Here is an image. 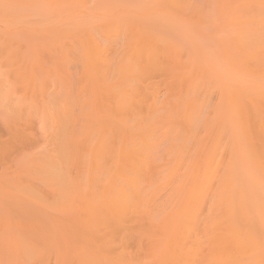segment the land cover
Instances as JSON below:
<instances>
[{"label": "rangeland", "instance_id": "rangeland-1", "mask_svg": "<svg viewBox=\"0 0 264 264\" xmlns=\"http://www.w3.org/2000/svg\"><path fill=\"white\" fill-rule=\"evenodd\" d=\"M184 1L186 3L189 2L190 7H184L186 6ZM116 26L119 28L117 29ZM93 29L94 31L96 30V33L93 31L94 35L97 34L95 35L96 40H100V42L103 40L102 42H105V44L113 45L115 50L118 48L120 55L117 51L115 60L121 57L126 58L124 60L132 62L135 66L142 64L145 66L144 63H146L147 59L144 56L146 54L144 47L147 44L146 42L159 43L162 47L171 49L170 53H176L175 57L177 61L173 57L171 59L172 62L174 60L178 64V61H181L199 68L195 72L196 75L200 76L197 77L202 80L203 85L209 87L210 82H215L211 84L222 86V90L212 91L209 93V98H203L206 102L208 101V104L205 103V116L213 124H216L217 129L222 127L221 132L225 133L224 136H227V138L224 137V144L229 142L234 146L236 155L233 162H235V165L230 163L229 166L232 170H235V180L238 184L237 190L242 191L244 188L246 191L248 186L247 192H244V189L243 193L240 192L243 195V199L246 200L241 202L246 205L250 201L249 205L247 204L251 208L249 211L254 213V215L256 212L255 216H258V219H261V221L264 220L263 215L259 216V214L264 213L263 205H258L261 209L258 207L256 209L254 207L256 201L252 199L254 195V200H263L260 201L261 204L264 202V156L259 151L251 154L249 146L243 143L242 138H240L241 136L235 134L239 123L235 120L238 126L234 125L235 123L233 122H235L234 119L237 113L233 112L232 114V109L236 110V104L233 98H227V95L222 94V91L227 94V89L232 92L248 91L246 89L249 86L252 88V85L253 87L256 84H261L262 87L264 85V66H262L264 63H259L261 58L264 60V0H0V264H181V262L193 264L194 262L192 257L187 260H182L181 258V260L177 261L175 260L176 257L170 259L171 255L172 257L174 256V252H180L181 247L178 243L179 241L176 243L174 238H172L173 234L180 233L181 229L174 225L171 219L176 220L178 218V208L185 203L187 200L185 197L187 198L189 192L194 194L192 190L193 186L199 182L200 177H203L200 171L206 167L204 165V157H206L214 144L211 145L215 141L212 136L208 137L201 134V139L204 140V143L198 147L196 146L194 149L192 148V152L185 153L184 157L187 156L184 159L186 160L183 165L185 167L181 170L183 187L178 194H173L170 197L171 190H161L158 196L154 198H150L149 196L147 198V194L145 195L141 192L136 194L128 191L129 202L131 198V203H129L130 205L128 204L130 208L127 213L128 215H124L121 219H112L109 221V223L113 222L110 226L108 223V226L97 228L95 235L91 231L93 223L90 221L93 217L89 206L96 201V191L97 193L99 192L97 188L103 186L102 188L104 189L106 177L104 175L99 180L101 183L104 181V184L100 185L99 182L97 183L99 186L96 184V155H99V152H101L100 147L102 146L97 143L101 142L100 144H103V148L104 142L102 143V141L106 140V152L110 153V151H113L115 155V150H118L117 153L119 154L120 151L126 149L125 151L128 152L129 149L132 150L135 146L140 145L145 137L144 135H147V131L154 132L157 135L160 134L159 137L156 136V138H160L158 145L162 144V142L163 144L158 146V149L157 147L154 148L157 149L155 152L152 151L154 155H152V152L151 155L150 153L148 154L151 157L149 160H146L147 164H145L143 178L140 181L143 191L151 185L153 187L157 183L156 180L162 178V174L167 175L170 171L169 169L176 166L175 163L169 164L175 158V153L173 152L175 151V143L171 139L169 141L168 137H163V134L171 131L170 135H174L173 133L183 128V124L177 116L175 117V123L172 121L171 124H169L167 119L164 121L160 119L158 121L157 118L159 116L160 118H166V115H170V109L180 99L177 97H180L182 92V94L186 93L184 86L176 83L179 82L176 81L178 78L174 77L177 71L173 70L175 73H169V76L167 74L168 71L162 68V66L166 65L165 59L170 55H160L161 60L156 63L159 68L155 70V75L152 68L151 76L148 75L151 72H148L149 70L145 72V74L148 72L147 77L142 75V80L144 77L151 78L147 81L148 83L145 79L141 80L145 84L141 82L139 84L141 86L138 96H144V98L137 97L135 99L134 104H136L132 106L134 109L131 110L135 113L130 111L132 114L129 113L131 114L129 116L126 112L127 114L124 117L127 116L128 119L126 117L124 119L123 117L117 118L118 114L115 115L117 100L112 98L111 95L115 91L114 87L120 84L119 79L113 78L110 82L111 87H105L103 90H100L98 85H100V82L102 84V81L99 82L96 79V69L91 68L93 64L90 65L93 57L90 58V55H87L89 58L86 57L87 51L84 54V50H88L86 49L87 46L89 48V41L85 33H88V31L92 33ZM247 31L248 33H253V37L248 34L249 38H257L255 34L262 38L260 41L258 37L259 41L253 42V46H250V48L247 45L249 43L243 42V44H246V47H243L240 39H238V37L242 38L243 34L247 35ZM119 33L121 34L120 38L118 37ZM112 34L115 35L113 36ZM110 36L115 38L111 39ZM245 38L246 36L243 37V39ZM110 40L115 41L113 43ZM84 42L87 43H85L87 46H84ZM245 42H247L246 39ZM254 44H256L255 47ZM251 47L255 48V50L251 51L253 50ZM258 47H261V49L258 50ZM135 48L136 50H134ZM137 50L141 53H138ZM261 50L263 51L259 52ZM254 53L259 54V56H255ZM258 57H261L259 61ZM131 58L137 61L134 62ZM142 59L143 62L140 64ZM190 61L191 63H189ZM87 67L90 69L88 70ZM162 71L165 72L162 73ZM184 74L185 72H180V77L184 76ZM151 85L153 87H150ZM261 86L260 88H262ZM151 89L153 90L151 91ZM176 98L178 100H175ZM141 99L144 100V103ZM259 99L261 100H259L261 104L264 103L262 98ZM141 102L143 105L145 104L144 107L141 105ZM151 102L152 104L149 105ZM137 104L141 105L142 108L138 109ZM155 104L161 105V111L157 115L154 114V117L152 115L148 117L153 109L150 106L152 107ZM228 104L230 105L228 106ZM209 105L210 108L208 107ZM263 108L264 105L262 107V116L264 114ZM163 111L165 113L168 112V114L165 115ZM138 112L141 113L138 115ZM144 112L148 113L147 116H143ZM162 112L163 114H161ZM262 116L260 118L263 120L264 116ZM63 117L66 119L64 118L65 120H63ZM114 117L115 119H113ZM142 117L146 118L143 119ZM228 119L231 120L230 123H228ZM145 122L149 124L146 123V125ZM125 123L129 125H124ZM136 124H139L140 129ZM230 124H232L231 128ZM62 126H64L63 130ZM227 127L229 133L225 131ZM114 131L117 134L119 133V137L122 138H119ZM130 136L134 137L135 143H131L133 138H129ZM102 137L104 139L101 141ZM138 138L140 139L138 140ZM98 139H100V142ZM236 140L242 143V149H239L240 144H237ZM129 143L135 146L131 148ZM236 144L239 146L236 147ZM123 145L128 149L125 147L123 149ZM171 146H173V150H171ZM112 153L111 156L113 155ZM118 154L115 156L119 157ZM225 155L228 159L227 152ZM54 156L57 157V163L53 160L55 158H52ZM62 156L67 165L63 164V160L61 161ZM226 156H224L225 159ZM53 161L55 165L52 164ZM58 162L61 163V167L58 165L60 168H66L64 169L66 173H64L63 169H54L56 164H59ZM226 162L228 165V161ZM157 163L159 164L156 166ZM111 165H115V162ZM166 165H171V167ZM52 166L55 167L52 169ZM158 166L162 169L158 168ZM141 167L143 168V165ZM53 170H60L59 172L63 173L57 174ZM156 170L159 177H156ZM241 171L242 175L239 174ZM130 172L131 170L129 169L125 174H129ZM57 175H60L61 178L59 176L57 178ZM62 175H67L68 177V180L66 179L69 182L66 184L67 186L69 185L68 188L64 183H60L59 181L62 180L61 182H63L65 180V177L63 178ZM100 175L101 173L99 172L97 176L99 177ZM239 175L240 178L245 175V178L237 179ZM121 181L118 180V184H123ZM248 182L252 184L253 188L248 185ZM241 183L244 187L240 185ZM256 186L257 190H255L260 193L262 199L258 196L259 193L256 195L257 192L254 190ZM127 187L129 186L127 185ZM240 187H242L241 190ZM249 187L254 190L255 194L251 192L253 190ZM102 188H99V190H103ZM245 193L247 198L251 194V196L249 195L250 200L244 197ZM240 194L232 193L236 197H239ZM139 195H141V198H144V202L148 199V203L150 204L151 202V207L149 205L147 208V215L137 214L132 208L140 202L139 199L141 198ZM236 197V200H242V198L238 199ZM107 199L108 201L109 199L111 200L110 196ZM155 202L158 206L160 204L159 209ZM166 203L169 205H166ZM211 203L213 204V201ZM211 203L208 202L207 205L211 206L212 210L219 205V203H216V206L209 205ZM260 203L257 201L256 205ZM251 204L254 207L253 209L257 211L252 209ZM164 205L165 208L163 207ZM207 205L202 208V210L205 209L206 213L201 210V215H204L203 217L201 216L203 221L210 218V212L212 211L209 209V214L207 213L206 209L209 208ZM153 208L158 210L154 211ZM89 209L91 219H87V221L86 218L90 216L88 214ZM149 209L150 211H148ZM152 211L153 213H151ZM214 211L216 212L212 211L211 216L214 217L215 215V217L219 218L223 214L224 208L221 206L218 212L217 210ZM151 214H155V216ZM238 214L240 216L239 212ZM132 215L135 217L133 220ZM140 215L143 218L150 216L151 219L156 216L159 217L154 219L153 225H150L151 227L149 228L150 222L148 221L149 223L146 222L145 224V221L150 218L143 219L140 218ZM105 216L109 217L104 214ZM251 216L250 214L248 220H252V217L254 220L255 216ZM137 217L139 218L138 221ZM256 217L254 222L253 220L247 221L249 223H246V225H249L248 228L245 225V221L241 220L242 222H239V230H245V234H248H244L243 242L236 245L238 247L226 244L231 251L224 249L226 252L223 251V253L227 254V251L232 253V256L225 257L223 255L226 258H223V260L232 257L230 260L228 259L229 262L226 261V264H237L239 261L241 262L238 264H252L250 256L254 260L255 257L251 255L253 248L250 250V246L253 244L254 248L257 247L258 244L254 243H258L259 241L262 242H259L260 246L255 248L258 255H256V261L253 260L254 264L262 255L263 257L259 260L264 258V251H258V249L264 250V222L259 223L258 220L256 222ZM127 219L130 224H127ZM167 220L171 222V226H165L168 224H166ZM87 222L90 223V228L87 227L89 226ZM250 222H253V224L256 222L254 227L255 225L259 226L261 223L263 225H260L263 227L262 231H260L263 236L259 235L260 233L258 232L261 229L260 226L254 233H257L258 237L255 240L258 239V242L252 243L255 240L253 239L252 241L251 239L253 233L252 236L249 234V229L251 230ZM137 224L140 226L141 224L144 225V231H147V227L149 230L152 229L154 234H151V230V233H149L148 230V235L144 233V237H142L145 241L142 240L141 236L135 233L140 231L141 228ZM124 225H129V227H126L130 230H126L127 228H125L124 231ZM134 225H137L138 228ZM159 225H161V229H159ZM254 227L253 229L255 230L257 227ZM156 228L159 230H156ZM199 228L197 229L198 232L195 230L198 233V237L201 236L197 238V240L199 239L197 243L206 242V236L203 237L202 235L207 230L204 228V225H201ZM131 229L135 230V232H132L136 234L134 235L135 237H132V233L130 236ZM218 229L216 231H220V228ZM253 229L252 232H254ZM199 230L202 233H199ZM221 230L224 231V229ZM121 231H123V234ZM124 233L126 236H123ZM197 233L188 242L189 247H192L191 242L196 241L195 235ZM91 235L96 238L91 237ZM248 235L251 236V241L249 240V242L246 239ZM104 236H106V239L103 238ZM136 236L138 239L139 237L141 238L139 240L140 243L136 241ZM93 238L94 240H92ZM126 242L127 244H125ZM206 243L202 245L203 248H200L202 246H195L197 244L193 245V248L196 249V256L199 249H201L199 251L200 254L198 253L200 256L204 254V250L206 251L205 253L209 250L206 256L210 255V248L212 246H208L209 244L207 243V245ZM240 247H244V250L245 248L249 249L247 255H245L246 257H242L244 258L243 263L242 258L239 256L240 249L232 252L233 249L235 250ZM242 250L240 253H244V250ZM256 251L254 252L256 253ZM30 252L32 255H29ZM194 252L195 250L193 254ZM248 253L250 256H248ZM235 254L237 258L239 257L238 262H236L237 258ZM202 257H198L199 259L197 258V260H203ZM207 259H204V262ZM210 259V263L214 264L212 261L215 259ZM197 260L195 262L199 264ZM215 261L216 263L219 262L218 264L221 263L220 261ZM245 261L249 262L245 263ZM262 261H259V263L262 262L264 264V259ZM200 264H203V261ZM206 264H209V262H206Z\"/></svg>", "mask_w": 264, "mask_h": 264}, {"label": "bare ground", "instance_id": "bare-ground-1", "mask_svg": "<svg viewBox=\"0 0 264 264\" xmlns=\"http://www.w3.org/2000/svg\"><path fill=\"white\" fill-rule=\"evenodd\" d=\"M169 1V0H168ZM185 2V1H184ZM186 3V2H185ZM186 6H184V7H190V3L189 2H187L186 4H185ZM190 9V8H189ZM196 15H198V14H196ZM112 24V23H111ZM113 25V24H112ZM111 25V26H112ZM116 25V24H115ZM114 26V25H113ZM96 28V27H95ZM109 28V27H108ZM116 28L118 29L119 27H117L116 26ZM112 30V29H111ZM94 29L92 30V33L90 32V31H88V33L86 32L85 34L87 35V38H88V41H89V48H88V46L87 45H85V43L87 42H84V46H87V48L86 49H88V50H84L85 52H84V54L86 53V51H87V53H86V57H88L89 55H90V58H92L93 57V59H91L92 60V63L90 64V62H91V60L89 61V64L90 65H92L91 66V68L93 69H96V79L100 82V81H102V84H101V82H100V85H98V87H99V89L100 90H103L105 87H111V84H110V82H111V80L113 79V78H118L119 79V82H120V84L118 85V86H115L114 87V89H115V91L113 92V94L111 95V97L112 98H114L115 100H117L116 102H117V106H116V112H115V115L116 114H118L116 117L117 118H119V117H123V119L126 117L127 118V116H125L124 117V115L125 114H129V113H131V112H133V113H135L134 111H131V110H133L134 108L132 107V106H135V104H134V102H135V99H137V97L139 98L140 96H138L139 95V91H140V86H139V84H140V82H141V80H142V75L143 76H146L147 74H148V72H150L151 71V68H152V71L154 70V75H155V70L157 69V68H159L157 65H156V63H158V62H160V60H161V57H160V55H165V54H168V55H170V56H168L166 59H165V61H166V65L163 67L162 66V68H163V70L164 69H166L167 71H168V75H169V73L170 74H174L175 73V71H177V73H175V76L174 77H176V78H178V79H176V81H179V82H176V81H174V82H176V83H178V84H180V85H183L184 86V88H185V94H182L181 93V96L180 97H177L178 99H179V101L177 102V103H175L174 104V106L172 107V108H174L173 110H172V108L170 109L171 110V114L170 115H166V114H168V112H164V114L167 116H165V115H163V116H165L166 118H160V116L157 118L158 119V121L161 119H163V121L165 120V119H167L168 121H169V124H171V122L173 121L174 123H175V121H176V119H175V117L177 116L179 119H180V121L182 122V124H183V128H181L180 130H178L177 132H175V133H173L174 135H170V133H171V131L169 132V133H165V134H163V137H168V139H169V141H174V149H175V151H173L174 153H175V158L173 159V162H171V163H169V164H174L175 163V167H173V168H170L169 170V173L167 174V172H166V174L167 175H165V174H162L161 175V173H160V175L162 176V178H158V180H156L157 181V183L156 184H154L153 185V187H152V185L151 186H149L148 187V189H146L145 191H143L142 189H141V186H140V181H141V179L143 178L142 177V175H143V173H144V167H145V164H147L146 163V160L148 159L149 160V158L151 157H149V153H150V155H151V152L152 151H154L155 152V150H157L159 147L158 146H160V145H162L163 144V142H162V144H160V145H158L159 143V140H160V138H158L159 136H160V134L159 135H157L156 133H154V132H150V131H147V135L145 134H143L145 137L143 138V140H142V143H140V145H138V146H135L134 144V146H132V145H130L131 143H135L136 141H134V137H129V138H133V142L131 141V143H129V145L131 146V148L132 147H134L132 150L131 149H129L128 150V152L127 151H120V153L118 154L117 153V151L118 150H115L116 152H115V155L116 154H118V156L119 157H117V156H115L114 155V152L112 153L111 151H110V153L109 152H106V149H105V145L107 144H105V141H102V139H104V137H102L101 138V141H102V143L104 142V147L102 148V146H103V144H100L101 142H100V139H98V141L100 142V143H97V144H99V145H102L101 147L99 146V145H97V146H99L100 148H101V152H99V155H96V170H97V172H96V184L99 182V180L102 178V177H104V175L106 176L105 177V186H104V189L102 188L103 186H99V184H97L98 186H99V188H102L103 190H99V188H97L98 189V193H97V191H96V197H95V199H96V201H94V203L91 205V206H89L90 207V209H91V212H92V217H93V219H91V214L89 213L90 212V209L88 210V214H90V216H88V218H86V220L87 219H91V221L90 222H92L93 223V226L91 227V231H92V233H93V235H95L96 234V229L97 228H99V227H104V226H108L107 224L109 223V221H111L112 219H121L124 215L125 216H127L128 214V211L130 210V208H129V203H131V198H130V202H129V198H128V191L129 192H132V193H144L145 195H146V197L148 198L149 196H150V198L151 197H155V196H158V193H159V191H161V190H163V191H169V190H171V194L169 195L170 197L173 195V194H178L179 192H180V190H181V188L183 187L182 186V183H183V181H182V173H181V170L185 167V166H183L184 164H185V162H186V160H184L185 158H187V156H185L184 157V155H185V153H187V152H192L191 151V149L193 148H195L196 146L198 147V146H200L201 144H203L204 143V140L203 139H201L202 138V135L201 134H203L204 136H208V137H213V140L215 139V141L214 142H212L211 143V145H212V147H211V150H210V148H209V150L210 151H208V154L206 155V157H204L205 158V162H204V165L206 166V167H204V169L202 170L201 169V171H200V174H201V176H203V177H200V180H199V182L197 183V184H195L194 186H193V188H192V190H193V193L194 194H192V193H188V196H187V198L185 197V199H187L186 201H185V203L182 205V206H180L179 208H178V213H179V216H178V218L176 219V220H172L171 219V222L172 223H174V225H176L179 229H181V232L180 233H178V234H173V237L172 238H174V241H176V243L178 242L180 245H181V247H180V252H174L173 254H174V256L172 257V255H171V257H170V259L171 258H174V257H176L175 258V260L177 261V260H181V258H182V260H187V259H191V257L193 258V260H194V262H195V260H197V258L198 257H202L203 258V260H201V261H199V260H197V262H199V264L203 261V264L205 263L206 264V262H209V264H211L210 263V261H211V259L210 258H214L215 260H217V261H220L222 264L224 263V264H226V261H228L229 262V260H230V258H232V257H230V258H228L227 260H223V258H225V257H227V256H232L231 254V252H229V251H227V254H230V255H227L226 253V255L223 253V251L224 252H226L225 250H230L231 251V249L226 245V244H232V246H234V247H238V246H236V245H239V244H241L242 242H243V236H244V234H245V230L244 231H241V230H239L240 228H239V222L241 221V220H243V221H245V225H246V223L247 224H249L248 222L249 221H252L253 220V217L252 216H255L256 215V212H255V215H254V213H252V212H250L249 210H251V208H249L248 207V205H249V202H247V204H246V202H245V204L246 205H244L243 204V202H241V201H243V200H245V199H243V195L242 194H240V192L241 193H243V189H242V191H239V190H237V182H236V180H235V170H232V168L229 166L230 165V163L231 164H233V165H235V162H233V161H235V155H236V153H235V149H234V146H233V144L231 145L229 142L227 143L226 142V144H224V141L223 140H225L224 139V137H226L227 138V136H224V134L225 133H223V132H221V128H219L218 126V128L219 129H217L216 128V124H213L212 123V121L208 118V117H206L205 116V114H206V105H205V103L206 104H208V101L206 102L205 100H203V98H209V93L210 92H212V91H215V90H222L223 88H222V86H219V85H212L211 83H215V82H210L209 83V87L208 86H205V85H203V82H202V80L200 79V78H198L197 76H199V75H196V69L197 70H199V68H195L192 64L190 65V64H188V63H185V62H181V61H178V64H176L175 62L177 61V59H176V53H170L169 51L171 50V49H167V48H165V47H162L159 43H156V44H154V43H152V42H146L147 44H145L146 46L144 47L143 45H142V47H144L145 48V52H146V54L144 55L145 56V58L147 59L146 60V63H144V65L145 66H143V64H142V62H143V59H142V61H141V63L140 64H142V65H137V66H135V65H133V63L132 62H127L126 60H124V59H126V58H119L118 56V58H117V60H115V58H116V55H117V51H118V54H119V50H118V48H116L117 50H115L114 49V47H113V45H111L110 46V44H105V42H102L103 40H101V42H100V40L98 41V40H96V36L95 35H97V34H95L94 35V32L96 31H94ZM108 31H110V30H108ZM121 31V30H120ZM119 31V32H120ZM250 32H251V30H249ZM248 33V31H247V35L248 34H250V36H252L253 37V33L251 34V33ZM96 33V32H95ZM102 33H103V31H102ZM114 33V32H113ZM121 34H122V32H120ZM119 33V38H120V34ZM107 34H108V32H107ZM113 35V34H112ZM111 35V36H112ZM115 35V34H114ZM113 35V36H114ZM244 35L243 34V37H245L246 36V41L247 42H245V39H243V37L242 38H239L238 37V39H240V42L243 44V42L244 43H249V44H252V45H249V44H247L248 46H249V48H250V46H253V42H255L256 40H258L261 36H258L257 34H255L256 36H257V38L256 37H254V38H249L250 36L248 35ZM83 36H85V35H83ZM110 36V38L111 39H114L113 37H111ZM117 37V38H118ZM85 39V38H84ZM98 39V38H97ZM101 39V38H100ZM107 39V38H106ZM242 39V40H241ZM248 39V40H247ZM261 39L262 38H260V41H261ZM86 40V39H85ZM84 40V41H85ZM116 40V39H115ZM115 40H113V41H115ZM104 41H106V40H104ZM107 41H109V40H107ZM113 41H111L110 40V42H113ZM259 41V40H258ZM257 41V42H258ZM132 42V41H131ZM114 43V42H113ZM259 43V42H258ZM87 44V43H86ZM148 44H150L149 45V47L147 48V46H148ZM238 44H239V42H238ZM264 44V43H263ZM241 45V44H240ZM246 44H243V47H246L245 46ZM247 46V47H248ZM256 46V44H254V47ZM260 46H261V44H260ZM140 47V46H139ZM85 48V47H84ZM137 48V47H136ZM136 48L134 49V50H136ZM253 50H251V51H254L255 50V48H253V47H251ZM257 48V47H256ZM137 49H139V48H137ZM259 49H261V47H258V50ZM174 50V49H173ZM138 51V50H137ZM263 50H261V51H259V52H262ZM136 52V51H135ZM140 51H138V53H139ZM258 52V53H259ZM141 53V52H140ZM143 54V53H142ZM255 54V53H254ZM260 54H262V53H260ZM88 55V56H87ZM120 55V54H119ZM257 54H255V56H256ZM257 56H259V54L257 55ZM133 57H136V56H133ZM132 57V58H133ZM173 57H175V62H174V60H173V62L171 61V59H173ZM89 58V57H88ZM88 58H86V59H88ZM131 58V59H132ZM261 58V57H260ZM260 58L258 57V61L260 60ZM256 60H257V58H255ZM263 58H261V61L259 62V63H264V60H262ZM140 60V59H139ZM132 61H134V59H132ZM135 61H137V60H135ZM134 61V62H135ZM156 61V62H155ZM184 61V60H183ZM87 62H88V60H87ZM172 62V63H171ZM139 63V62H138ZM189 63H191V61L189 62ZM262 63V64H263ZM159 65H160V63H159ZM198 65H199V63H198ZM201 65V64H200ZM262 66H264V65H262ZM205 67V66H204ZM88 68V70L90 69L89 67H87ZM194 68H195V70H194ZM201 69V68H200ZM149 70V71H148ZM173 70H175L174 72H173ZM146 71H148L146 74H145V72ZM152 71L148 74V75H150L151 73H152ZM93 72V71H92ZM159 72V71H158ZM163 72H165V71H162V73ZM180 72H185V74H184V76L182 75V77H180ZM95 74V73H94ZM165 74V73H164ZM178 74H179V76H178ZM147 75V76H148ZM207 75V74H206ZM95 76V75H94ZM146 76V77H147ZM151 76V75H150ZM170 76V75H169ZM172 76V75H171ZM200 77V76H199ZM149 78H151V77H148V78H143V80H145L146 79V82L147 81H149ZM153 78V77H152ZM205 78V77H204ZM203 78V79H204ZM208 78V77H207ZM148 79V80H147ZM142 80V81H143ZM152 81V80H151ZM204 81V80H203ZM219 81V80H218ZM137 82V83H136ZM108 83H109V85H108ZM142 83V82H141ZM144 84H145V82H143ZM142 83V84H143ZM148 83V82H147ZM175 83V84H176ZM220 84V83H219ZM264 84V83H263ZM227 85V84H226ZM256 85H258V86H256ZM254 87H253V85H252V88H250L251 86H249L246 90H248V91H237V92H232V91H230L229 89H227L228 91H227V94H225L226 92H223L222 91V94L224 93V95L227 97V98H233V100L235 101L234 103L236 104V110H233L232 109V114H233V112H236L237 114L235 115L236 117H235V119H234V121L236 120L239 124V127H236V130H237V132L235 133L237 136L239 135V136H241L240 138H242V140H243V143H245L247 146H249V149H250V152H251V154H253V153H255V152H257V151H259L260 152V154L261 155H263L264 156V119L262 120L261 118H260V116H262V107H263V105H264V103H262L261 104V100L259 99V98H262L263 100H264V85H263V87L261 86V84L259 85V84H256ZM156 86V85H155ZM174 86V85H173ZM182 86V87H183ZM260 86L262 87V88H260ZM148 87V86H147ZM150 87H153L152 85L150 86ZM158 87V86H157ZM227 87H228V85H227ZM175 88V87H174ZM178 88V87H177ZM250 88V89H249ZM145 89H148V88H145ZM157 89V88H156ZM150 90V89H149ZM153 89H151V91H152ZM177 91V90H176ZM178 92V91H177ZM251 92H253V93H251ZM179 93H180V91H179ZM153 94H154V92H153ZM153 94H151V95H153ZM177 94V93H176ZM214 94V93H213ZM178 95V94H177ZM142 96V95H141ZM153 97H155V96H153ZM225 97V98H226ZM140 98H144V96H142V97H140ZM158 98V97H157ZM175 99V100H178V99ZM182 98V99H181ZM237 98V99H236ZM159 99V98H158ZM142 100V99H141ZM260 100V101H259ZM144 100H142V102H143ZM226 101H228V100H226ZM141 102V105L144 107V105H143V103ZM153 102V101H152ZM152 102L149 104V105H151L152 104ZM230 102V101H229ZM138 103V102H137ZM167 103V102H166ZM169 103V102H168ZM228 103V102H227ZM162 104V103H161ZM163 104H164V101H163ZM210 104H211V102H210ZM139 106L138 104H137V107H138V109H141L142 108V106ZM168 105V104H167ZM166 105V106H167ZM230 104H228V106H229ZM160 106L161 105H157V104H155L154 106H150V108H153L152 109V112H154L153 114H149L148 115V117L150 116V115H152L153 117H154V114L155 115H157V113L159 114V112L161 111V109H160ZM235 106V105H234ZM141 107V108H140ZM168 107H170L169 105H168ZM209 108H210V105L208 106ZM231 107V106H230ZM132 108V109H131ZM149 109V108H148ZM264 109V108H263ZM218 110V109H217ZM131 111V112H130ZM144 111V110H143ZM150 111H151V109H150ZM169 111V110H168ZM205 111V112H204ZM230 111H231V109H230ZM127 112V113H126ZM145 112H146V110H145ZM144 112V113H145ZM147 112H149V111H147ZM163 112L161 113V114H163ZM141 113V112H140ZM139 112H138V115L140 114ZM143 113V114H144ZM132 114V113H131ZM131 114H129V116L131 115ZM142 114V115H143ZM147 114L148 113H145L143 116H147ZM64 115H65V113H64ZM135 115V114H134ZM137 115V116H138ZM142 115H140V116H142ZM238 116V117H237ZM263 116H264V114H263ZM262 116V117H263ZM157 117V116H156ZM155 117V118H156ZM65 117H63V120H65L64 119ZM138 118V117H137ZM143 118V117H142ZM146 117H144L143 119H145ZM154 118V119H155ZM232 118H233V115H232ZM113 119H115V117L113 118ZM123 119H122V121H123ZM128 119V118H127ZM126 119V120H127ZM134 119V118H133ZM132 119V120H133ZM141 119V118H140ZM153 119V118H152ZM238 119H239V121H238ZM62 120V121H63ZM118 120V119H117ZM120 120H121V118H120ZM138 121H139V118L137 119ZM147 120V119H146ZM149 120V119H148ZM151 120V119H150ZM229 120V119H228ZM233 120V119H232ZM119 121V120H118ZM141 122H142V120H140ZM155 121H156V119H155ZM214 121V120H213ZM224 121V120H223ZM230 121L231 120H229V122L228 123H230ZM233 122V123H235L234 125H236V123L237 122ZM115 122V121H114ZM124 122H126V121H124ZM123 122V123H124ZM128 122V121H127ZM148 122H150V121H148ZM227 122V121H226ZM129 123V122H128ZM147 122H145V124H146ZM151 123V122H150ZM227 123V124H228ZM61 124V123H60ZM115 124H117V123H115ZM147 124H149V123H147ZM146 124V125H147ZM181 124V123H180ZM181 124V125H182ZM124 125H129V124H127V123H125ZM136 125H138V127H139V124H136ZM231 126H230V128L232 127V124H230ZM238 125H236V126H238ZM172 126V125H171ZM226 126H229V125H226ZM117 127V126H116ZM129 127V126H128ZM176 127V126H175ZM125 128H126V126H125ZM130 128V127H129ZM64 129V126H62V130ZM117 129H118V127H117ZM135 129V128H134ZM138 129V128H137ZM136 129V130H137ZM139 129H140V127H139ZM143 129V128H142ZM141 129V130H142ZM170 129H172V128H170ZM170 129H168V130H170ZM176 129V128H175ZM227 130H225V131H227L228 132V127L226 128ZM233 129V128H232ZM231 129V130H232ZM120 130V129H119ZM119 130H117V131H119ZM173 131H175L174 129H172ZM230 131V130H229ZM239 131V132H238ZM168 132V131H167ZM114 133H115V131H114ZM229 133V132H228ZM234 133V132H233ZM239 133V134H238ZM115 134H117V133H115ZM122 134V133H121ZM119 133L117 134V136L119 137ZM116 136V135H115ZM127 136H129V135H127ZM156 136H158L157 138H156ZM140 137H141V135H140ZM143 137V136H142ZM215 137V138H214ZM119 138H122V137H119ZM239 138V137H238ZM125 139V138H124ZM140 138H138V140H139ZM171 139V140H170ZM110 140V139H109ZM212 140V141H213ZM179 141H180V143H179ZM237 142H238V140H236ZM109 143H110V141H108ZM139 142V141H138ZM179 144H178V143ZM237 144H240V146L239 145H237ZM236 144V147H238L239 146V149H242V147H241V142H238ZM191 145H193V146H191ZM226 145H228V146H226ZM128 146V145H127ZM98 147V148H99ZM107 147H108V145H107ZM123 147V149H124V145L122 146ZM157 147V149H154V148H156ZM172 147L173 146H171V150H173L172 149ZM109 148V147H108ZM107 148V149H108ZM125 148H127V147H125ZM128 149V148H127ZM238 149V148H237ZM110 150V149H109ZM61 151V150H60ZM59 151V152H60ZM98 151V150H97ZM96 151V152H97ZM240 151V150H239ZM67 152V151H66ZM154 152H152V155H154ZM172 152V153H173ZM227 152V155H228V159H227V156L225 155V153ZM64 153V152H63ZM111 153L114 155H112L111 156ZM62 154V153H61ZM92 155H93V153H92ZM239 155V154H238ZM224 156H226V159H225V157ZM67 157V156H66ZM81 157V156H80ZM241 157V156H240ZM52 158H55V159H53L55 162H56V159H57V157H52ZM51 158V159H52ZM64 158H65V155H64ZM63 158V156H62V159H61V161L64 159ZM93 158H95V157H93ZM109 158H111V159H109ZM153 158V157H152ZM173 158V157H172ZM239 158V157H238ZM59 159V158H58ZM95 160V159H94ZM156 160V159H155ZM159 160V159H158ZM54 161H53V165H55V163H54ZM59 161V160H58ZM66 161V160H65ZM111 161V162H110ZM226 161H228V165L226 164L227 162ZM238 161H239V159H238ZM112 164V163H114L115 162V165H111L110 163ZM156 162H159V161H156ZM57 163V162H56ZM59 163V162H58ZM66 164V162H64V160H63V164ZM68 163V162H67ZM47 164V163H46ZM49 164V163H48ZM61 163H59V164H56V167L55 166H52V169H53V167H55L54 169H56V168H60L61 167V165H60ZM64 164V165H65ZM87 164H88V162H87ZM111 166H110V165ZM159 163H157L156 164V166L158 165ZM245 164V163H244ZM58 165H60V167L58 166ZM63 165V166H64ZM67 165V164H66ZM141 165H143V168L141 167ZM58 166V167H57ZM88 166V165H87ZM166 166H168V165H166ZM170 167H171V165H169ZM168 166V167H169ZM149 167V166H148ZM162 167V166H161ZM168 167H164V168H168ZM88 168V167H87ZM129 168L130 170H131V172L129 173V174H125V172L127 173L128 171H129V169H128V171H127V169ZM158 168H160L159 166H158ZM163 168V169H164ZM244 168V167H243ZM60 169H63V168H60ZM64 169H66V168H64ZM64 169H63V171H64ZM148 169V168H147ZM160 169H162V168H160ZM123 170H124V173H123ZM158 171H159V169H157ZM157 170L155 171V173L158 175V173H157ZM241 170V169H240ZM54 171V170H53ZM56 171V170H55ZM54 171V172H55ZM60 171V170H59ZM59 171H56V173L57 174H62V173H60ZM161 171V170H160ZM51 172V171H50ZM49 172V173H50ZM101 173V175L98 177L97 176V174L98 173ZM162 172V171H161ZM237 172V171H236ZM53 173V172H52ZM64 173H66L65 171H64ZM163 173V172H162ZM242 173V171L239 173L240 175H242L241 174ZM247 173V172H246ZM85 174V173H84ZM92 175V174H91ZM90 175V176H91ZM156 175V177H159V175L157 176ZM165 175V176H164ZM238 175V174H237ZM240 175H239V178H237V179H241V178H245L244 176L245 175H243V177H241L240 178ZM58 176H59V178H61V176L60 175H57V178H58ZM63 176V175H62ZM65 177V180L63 181V182H61L62 180H59L60 181V183H64L65 185L66 184H68L69 182H67L66 181V179L68 180V177H67V175H65V176H63V178ZM67 177V178H66ZM84 177V176H83ZM93 177V176H92ZM53 178V177H52ZM93 179H94V177H93ZM93 179H92V181H93ZM69 180H71V179H69ZM80 180V179H79ZM84 180V179H83ZM118 180H122L121 181V183H123V184H118ZM256 180V179H255ZM65 181H66V183H65ZM161 181H162V183H161ZM245 181V180H244ZM253 181V180H252ZM75 182V181H74ZM77 182V181H76ZM104 182V181H103ZM101 183V182H99L100 183V185L101 184H104V183ZM241 182V181H240ZM239 182V183H240ZM246 182V181H245ZM254 182H256V181H254ZM254 182H253V184H254ZM243 183V182H242ZM242 183L240 184L241 186H242ZM245 184V183H244ZM247 184V183H246ZM256 185H257V183H255ZM260 184V183H259ZM64 185V187H66ZM127 185L129 186V187H127ZM149 185V184H148ZM239 185V186H240ZM248 185L250 186V187H252V184H249V182H248ZM260 185H262V184H260ZM69 186V185H68ZM68 186H67V188H68ZM246 186V185H245ZM254 187H255V185H253ZM242 187H244V186H242ZM242 187H240V190H241V188ZM249 187V188H250ZM153 188V189H152ZM253 188V187H252ZM252 188H250V189H252ZM152 189V190H151ZM239 189V188H238ZM248 186H247V188H246V191H245V189H244V192H247L248 190ZM257 190V186H256V188H254V190ZM183 190V189H182ZM253 190V189H252ZM254 190L253 191H251V192H253L254 193ZM255 190V192H257L256 193V195L259 193L258 191H256ZM100 192H102L101 194H99ZM235 193V194H240L239 195V197H236V195H232V193ZM249 193V192H248ZM247 193V194H248ZM252 193V194H253ZM149 194V195H148ZM192 194V195H191ZM255 194V193H254ZM133 195H135V194H133ZM185 195V194H184ZM191 195V196H190ZM250 196H251V194H249ZM248 195V198L246 197L247 195H246V193H245V196L244 197H246V199H248V200H250L249 199V196ZM108 196H110V198H111V200L109 199V201H108V199H107V197ZM131 196V195H130ZM141 195H139V197H140ZM164 196H166V195H164ZM236 198H238V199H240V198H242V200L240 199V200H236L235 199V197ZM258 196H260V193L258 194ZM138 197V196H137ZM138 197V198H139ZM218 197V198H217ZM253 197H254V195H253ZM252 197V199H253V201H258V203H260V201H263V200H259L258 198V200H254L255 198H253ZM132 198H133V196H132ZM141 198V197H140ZM157 198V197H156ZM165 198V197H164ZM214 198H216L215 200H214ZM141 199H143V200H141ZM141 199H139L140 200V202L137 204V205H135L134 207H132L133 208V210H134V212L135 213H139V214H146L147 213V208H148V206L150 205V207H151V202H150V204L148 203V201H149V199L147 200V201H145L144 202V198H141ZM260 199H262V197L260 196ZM138 200V199H137ZM136 200V201H137ZM146 200V199H145ZM157 200H159V199H157ZM132 201H134V200H132ZM151 201V200H150ZM169 201H171V200H169ZM183 201V200H182ZM211 201H213V204L211 203ZM246 201V200H245ZM86 202V201H85ZM138 202V201H137ZM156 202H158V201H156ZM155 202V204L157 205V207H158V209H159V206H160V204H159V206H158V204ZM163 202V201H162ZM162 202H161V204H162ZM166 202V201H165ZM164 202V203H165ZM208 202L209 203H211V204H209V205H212V206H216L217 204L216 203H219V205H217L216 207H218V209H216V207H215V209L214 210H217V212H218V210H220L221 209V206H222V208H224V211L222 212L223 214L218 218V217H215V215H214V217H212L211 216V214H212V211L213 212H216V211H214V210H212L207 204H208ZM256 202H255V204H254V207L256 208V209H261L259 206L260 205H263L264 206V202H262V204L260 203V204H257L256 205ZM153 203V202H152ZM182 203V202H181ZM129 204V205H128ZM172 204V203H171ZM216 204V205H215ZM153 205V204H152ZM166 205H169V204H167L166 203ZM205 205H207V207H209L208 209H206V211H207V213L209 214V212L208 211H210V210H212L211 212H210V218H207V220L205 221H203L202 220V218H201V216L203 217L204 215H201V210H202V208L205 206ZM221 205V206H220ZM256 205V206H255ZM259 205V206H258ZM153 206H155V205H153ZM171 206V205H170ZM176 206V205H175ZM178 206V205H177ZM262 206V208H264ZM131 207V206H130ZM156 207V206H155ZM154 207V208H155ZM156 207V208H157ZM164 208H165V205L163 206ZM168 207V206H167ZM207 207H205V208H207ZM249 209H248V208ZM251 207H252V209L254 208L253 206H252V204H251ZM258 207V208H257ZM131 208V209H132ZM153 208V210L155 211H157L158 209H154ZM214 208V207H213ZM220 208V209H219ZM168 209V208H167ZM169 209H170V207H169ZM210 209V210H209ZM151 210H152V208H151ZM254 211H257V210H255V209H253ZM148 211H150V209L148 210ZM202 211H204L205 212V209L204 210H202ZM159 212V211H158ZM165 212V211H164ZM238 212L240 213V216H239V214H238ZM259 212H260V210L258 211V214H259ZM263 212H264V209H263ZM149 213V212H148ZM151 213H153V211L151 212ZM155 213H157V212H155ZM160 213V212H159ZM158 213V214H159ZM203 213V212H202ZM206 213V212H205ZM204 213V214H205ZM262 213V212H261ZM104 214H106V215H108L109 217H104ZM127 214V215H126ZM207 214V215H208ZM213 214H215V213H213ZM217 214V213H216ZM250 214L252 215L251 217H252V220H248L249 218H250ZM257 214V215H258ZM94 215V216H93ZM134 215V214H133ZM132 215V216H133ZM147 215V214H146ZM151 215H153V214H151ZM157 215V214H156ZM206 215V214H205ZM260 215H263L264 216V213H262V214H259V216ZM141 217L140 218H143L142 217V215H140ZM143 216H145V215H143ZM149 216V215H148ZM153 216H155V214L153 215ZM176 216V215H175ZM217 216V215H216ZM147 216H145L143 219H145ZM157 218L159 217V216H156ZM155 217V218H156ZM166 217V216H165ZM256 217V216H255ZM255 217H254V220H255ZM133 218H135L134 216L132 217V220H133ZM138 218V217H137ZM136 218V219H137ZM148 218H150V216L148 217ZM148 218H146V219H148ZM155 218H150V219H148L147 221H145V224H146V222L147 223H149V228L153 225V223H154V219ZM168 218H169V216H168ZM175 218V217H174ZM259 218H261V217H259ZM263 219H264V217H263ZM125 220V219H124ZM128 220V219H127ZM135 220V219H134ZM139 220V218L137 219V221ZM157 220V219H156ZM164 220H165V218H164ZM163 220V221H164ZM254 220H253V222H254ZM257 220L259 221V223L260 222H264V220H262L261 221V219H258V216L256 217V222H257ZM88 221V220H87ZM119 221V220H118ZM142 221V220H141ZM149 221V222H148ZM248 221V222H247ZM125 222V221H124ZM140 222V221H139ZM142 222H144V221H142ZM171 222L170 221H166V224L167 225H165L166 227L167 226H169L170 224H171ZM242 222V221H241ZM253 222H250L251 224V230L249 229V231H250V235L252 236V233H253V236H252V241H253V239L255 240V238H257L258 236H257V233L256 234H254L255 233V231L256 230H258L259 228V226L262 224H259V226L258 225H255V227H254V224L256 223H254L253 224ZM88 223V222H87ZM113 223V222H112ZM112 223H109V226H110V224H112ZM120 223V222H119ZM126 223V222H125ZM158 223V222H157ZM89 224V226H87L88 228H90V223H88ZM87 224V225H88ZM127 224H130V222H129V220H128V222H127ZM139 224V223H138ZM137 224V225H138ZM241 224V223H240ZM253 224V225H252ZM134 225V226H136L137 228H138V226H139V228H140V231H137V232H135V230L133 231V229L135 228H133V229H131L132 231L130 232V236H131V233L132 232H135L136 234L138 233V235H140L141 236V238L142 237H144L143 235H144V233H146L147 235H148V230H149V228L147 229L146 228V230L147 231H144V225H142L141 224V226L140 225ZM151 225V226H150ZM155 225V224H154ZM172 225V224H171ZM170 225V226H171ZM201 225H204V228L207 230L206 232H204V235H202L203 237H205V240H206V242L209 244H207L206 242H200V243H197V241L199 242V239L197 240V238H200L201 236H199L198 237V231H197V229L199 228V227H201ZM244 225V224H243ZM121 226V225H120ZM125 227H124V229L122 228V227H120V228H122L124 231H125V228H127L126 226H128L129 227V225H124ZM261 226H263V225H261ZM260 226V230H258V232L260 233L259 235H261V236H263V234H262V232H260V231H262V228L264 227H261ZM116 227V226H115ZM132 227H133V225H132ZM131 226H130V228H132ZM146 227V226H145ZM243 227V226H242ZM246 227L248 228L249 227V225H246ZM253 227L254 228H256L255 230L253 229ZM107 228V227H106ZM118 228V227H117ZM163 228V227H162ZM165 228V227H164ZM218 228H220V231H216V229H218ZM158 228H156V230H157ZM159 229H161V225H159ZM158 229V230H159ZM167 229V228H166ZM200 229V228H199ZM221 229H224V231L223 230H221ZM242 229V228H241ZM252 229L254 230V232H252ZM126 230H130V229H126ZM152 231V233H151V231ZM149 230V233H151V234H154L153 233V230L152 229H150ZM155 230V229H154ZM155 230V231H156ZM197 232H196V231ZM219 230V229H218ZM90 231V230H89ZM99 231V230H98ZM154 231V232H155ZM167 231V230H166ZM201 230H199V233H202V232H200ZM204 231V230H203ZM264 231V230H263ZM99 232H101V231H99ZM103 232V231H102ZM122 232V234H123V231H121ZM129 232V231H128ZM242 232H243V234H242ZM88 233V232H87ZM91 233V232H90ZM91 233V234H92ZM126 233V232H125ZM125 233H124V235L123 236H126L125 235ZM140 233V234H139ZM197 233V235H195V238H196V241L195 242H191V244H192V247L190 246H188L189 245V243L188 242H190V239L192 238V236L194 235V234H196ZM98 234V233H97ZM133 234V233H132ZM136 234H133L132 235V237L134 236V235H136ZM248 233H246L245 235H247ZM93 235H91V237H94ZM128 235H129V233H128ZM254 235H256V236H254ZM107 236V235H106ZM106 236H104L103 238H105ZM129 236V237H130ZM153 236H155V235H153ZM251 236H247V240H248V242H249V240L251 241V239H250V237ZM129 237H127L128 239H129ZM135 237V236H134ZM264 237V236H263ZM24 238V237H23ZM94 238H96V237H94ZM94 238L92 239V240H94ZM103 238H102V240H103ZM131 238V237H130ZM136 238H137V236H136ZM140 237H139V239L137 238L136 239V241H138L139 242V240L141 239ZM145 238H147V237H145ZM171 238V239H172ZM249 238V239H248ZM261 238V237H260ZM106 239V238H105ZM149 239V238H148ZM244 239H245V237H244ZM86 240V239H85ZM89 240V239H88ZM101 240V241H102ZM123 240V239H122ZM125 240V239H124ZM142 240H144L143 238H142ZM141 240V241H142ZM258 240V239H257ZM257 240H255V241H253L252 243H254V242H256ZM104 241H106V240H104ZM110 241V240H109ZM145 241V240H144ZM173 241V240H172ZM201 241V240H200ZM204 241V240H203ZM19 242V241H18ZM88 242V241H87ZM92 242V241H91ZM95 242V241H94ZM112 242V241H111ZM125 242V241H124ZM123 242V243H124ZM137 242V243H138ZM247 242V241H246ZM258 242V241H257ZM259 242H262V241H259ZM259 242L258 243H254V244H258V246H260V244H259ZM26 243V242H25ZM93 243V242H92ZM108 243V242H107ZM106 243V244H107ZM140 243V242H139ZM207 244L208 246H212L211 248H210V255L208 254L207 256H206V254L208 253V251H207V253H205L206 251L204 250V254H205V256L208 258H206L205 256H204V254H201L202 256H200L199 254H200V250L201 249H199V251L197 252V256H196V249H194L193 248V245L194 244H197V245H195V246H197V247H200V246H202V245H204V244ZM113 244V243H112ZM125 244H127V242L125 243ZM124 244V245H125ZM134 244H136V243H134ZM142 244H143V242H142ZM250 244V243H249ZM248 244V245H249ZM262 244V243H261ZM264 244V243H263ZM110 245V244H109ZM245 245H246V243H245ZM108 246V245H107ZM206 246V245H205ZM226 246V247H225ZM244 246V245H243ZM252 246V247H251ZM251 246H250V250L252 251V254H251V251H250V254L251 255H253L254 257H255V260L250 256V254L248 253V256H250V258L252 259V260H250V262L252 263V264H254V261H256V259H257V257H256V255H258V252L256 251L257 249H255V248H258V246L257 247H253V244H251ZM104 247V246H103ZM110 247V246H109ZM108 247V248H109ZM145 247V246H144ZM150 247V246H149ZM196 247V248H197ZM207 247V246H206ZM261 247H262V245H261ZM260 247V248H261ZM264 247V246H263ZM262 247V248H263ZM107 248V247H106ZM193 250H192V249ZM200 248H203V246L202 247H200ZM227 248V249H226ZM242 248H243V250H244V247H240V248H237V249H233V251L232 252H235L236 250H239L240 249V251L242 250ZM249 248V247H248ZM30 249V248H29ZM84 249H85V247H84ZM144 249V248H143ZM225 249V250H224ZM255 249V250H254ZM32 250V249H31ZM95 250H96V248H95ZM94 250V251H95ZM179 250V249H178ZM195 250V252H194V254H193V251ZM202 250V251H203ZM242 250V251H243ZM245 250H247L246 252H245ZM245 250L243 251L244 253H242V255H241V253H240V251H239V256L242 258V257H244L245 255H247V252L249 251V249H246L245 248ZM140 251V250H139ZM254 251H256V253L254 252ZM258 251H264V250H260V249H258ZM29 252V251H28ZM27 252V253H28ZM32 252V251H31ZM31 252H30V254L29 255H32L31 254ZM261 252V253H262ZM94 253V252H93ZM199 253V254H198ZM254 253V254H253ZM36 255V254H35ZM35 255H34V257H35ZM95 255V254H94ZM93 255V257H95ZM199 255V256H198ZM225 257H224V256ZM234 255V254H233ZM193 256H195V257H193ZM259 256H260V252H259ZM258 256V257H259ZM210 257V258H209ZM235 257L237 258V256H236V254H235ZM235 257H233V258H235ZM246 257V256H245ZM261 257H263V255L261 256ZM260 257V258H261ZM201 258V259H202ZM239 258V257H238ZM238 258L236 259L237 261L236 262H238ZM260 258H258V260L260 259ZM199 259V258H198ZM207 259V261L206 262H204L205 260ZM226 259V258H225ZM243 259L244 258H242V263L244 262L243 261ZM249 259V258H248ZM247 259V260H248ZM264 258H262V260H263ZM209 260V261H208ZM212 261V262H214V264H218L219 262H217L216 263V261ZM234 260V259H233ZM246 260V259H245ZM254 260V261H253ZM257 260V262L259 263V261H262V260H259L258 261ZM88 261V260H87ZM91 261V260H90ZM167 261V260H166ZM172 261V260H171ZM170 261V262H171ZM232 261V260H231ZM253 261V262H252ZM175 262V261H174ZM192 262V261H191ZM194 262H193V264H194ZM227 262V263H228ZM233 262V261H232ZM231 262V263H232ZM241 261H239L238 263H240ZM249 262V261H248ZM248 262H246L245 261V263H248ZM255 263V264H258V263ZM263 262V261H262ZM259 263V264H263V263ZM95 263H96V261H95ZM183 262H181V264H182ZM220 263V264H221ZM237 263V264H238ZM133 264V263H132ZM177 264V263H176ZM184 264V263H183ZM188 264H191L190 262H188ZM195 264H197L196 262H195ZM228 264H230V263H228ZM233 264V263H232ZM236 264V263H235Z\"/></svg>", "mask_w": 264, "mask_h": 264}]
</instances>
